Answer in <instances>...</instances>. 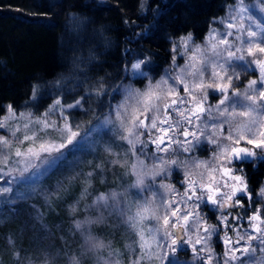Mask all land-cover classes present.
<instances>
[{"label": "snow or ice", "instance_id": "snow-or-ice-1", "mask_svg": "<svg viewBox=\"0 0 264 264\" xmlns=\"http://www.w3.org/2000/svg\"><path fill=\"white\" fill-rule=\"evenodd\" d=\"M140 8L145 9L144 2ZM226 8V15L216 21L222 27L212 28L203 45L193 42L191 32L172 41L170 51L176 55L170 70L159 80L153 82L142 71L150 57L133 63L131 69L146 77L148 83L143 89L118 85L123 99L114 106V97L109 99L108 115L103 120L97 118L94 126L85 129L73 119V110H83L92 93H87V100L81 96L71 103L57 95L39 115L30 110L17 112L7 105L5 115L0 116V185H5L0 186V196L7 199L13 192L11 184L25 173L35 174L36 170L46 175L82 144L94 147V134H106L107 129L122 142L119 147L125 149V156L135 158L123 173L135 179L125 192H99L90 204L78 209L77 205L92 195L89 189L95 171L103 175L105 169L98 163L93 171L83 174L86 178L82 190L70 211L98 213L74 222L85 252L98 253L110 247L92 230V225L107 223V212L109 217H118L136 237L132 249L135 256L129 264H152L154 260L159 264H181L178 254L185 245L190 246L193 260L200 264H248L243 257L255 255L253 242L264 253V207H251L246 174L243 167H236L237 163L264 159V21L251 13L245 0ZM259 10L264 12V0H260ZM177 55L186 57L182 66L176 63ZM242 74L247 77L243 81ZM59 85L57 80L55 86ZM42 87L39 83L33 85L31 101L41 99ZM112 90L105 89L101 79L93 92L101 97ZM209 91L215 94L214 103L209 101ZM206 145L213 146L210 158L195 155ZM103 151L114 157L107 161L109 165L125 167L127 161L120 159L121 154L111 144H105ZM173 168L182 172V191L164 182ZM5 177L10 179L5 181ZM157 177L161 178L159 182ZM63 187L58 184L56 193ZM131 189H136L137 197L145 191L149 195L130 203L126 193ZM259 195L264 198V187ZM202 203L218 213L216 224H210L201 214ZM216 233H222L221 256L210 243ZM15 255L19 257V253ZM71 264H81L80 258L73 256ZM97 264L109 261L98 257ZM110 264H120L115 252Z\"/></svg>", "mask_w": 264, "mask_h": 264}, {"label": "trees", "instance_id": "trees-1", "mask_svg": "<svg viewBox=\"0 0 264 264\" xmlns=\"http://www.w3.org/2000/svg\"><path fill=\"white\" fill-rule=\"evenodd\" d=\"M141 2L145 3L143 11ZM230 3L231 0H0V116L9 104L16 111L41 112L57 95L71 103L81 96L87 100V93H92L83 111L93 112L97 119L109 110L107 102L112 97L111 104L115 100L117 86L128 79L134 59L150 57V63L143 68L159 74L172 60L170 39L191 32L194 40H201ZM101 79L105 89L114 90L97 97L93 89ZM38 83L43 85L41 99L31 101L32 87ZM241 167L253 193L264 180V159L245 162ZM111 188V184L93 182L89 189L92 195L81 201L78 209ZM81 190L72 184L57 196L48 197L46 206L40 194L32 196L34 201L27 196L0 204V264H71V250L77 249L81 241L84 245L80 233L71 227L86 215L98 214L95 210L71 213L70 206L76 203ZM76 254L81 264L90 263L81 249Z\"/></svg>", "mask_w": 264, "mask_h": 264}, {"label": "rangeland", "instance_id": "rangeland-1", "mask_svg": "<svg viewBox=\"0 0 264 264\" xmlns=\"http://www.w3.org/2000/svg\"><path fill=\"white\" fill-rule=\"evenodd\" d=\"M237 2V0H231V3L229 5H234ZM245 4L249 6L251 13L261 21H264V12H261L259 10L260 7V0H245ZM227 13L226 12L220 16L224 17ZM218 17V18H220ZM214 19L213 24L209 27V29L206 31L204 36L201 40H193L195 44L203 45L205 43V37L208 35L209 31L212 28H221L222 26L217 23V19ZM186 34L174 37L170 39V49L172 47V41H178L181 36H184ZM179 48V46H178ZM172 53V52H171ZM173 55H176L175 53H172ZM137 60H140L138 58L134 59L131 63H135ZM171 62L168 64L166 68H164L159 74L154 75L151 73H148L145 71V69L142 67V71L148 73V76L151 77L152 81L155 82L156 80H159L162 76H165V74L170 70ZM176 63L179 65H183L186 63V57L177 55ZM131 65L128 72V79L122 82L121 84H131L136 88L143 89L145 85L148 83V79L144 76L139 75L137 72L131 69ZM174 71V70H173ZM247 77H244L242 74V81L246 79ZM120 84V85H121ZM214 93L209 91V101L215 102L214 100ZM115 100L112 102V105L119 103L120 100L123 99L122 91L118 88L117 91L114 93ZM85 110V109H84ZM44 111V110H43ZM41 111V112H43ZM74 111V110H73ZM88 114L85 113L83 110H78V112H75V115L73 119L76 122H80L85 129H87L90 126H94L98 123V120L95 119L93 116V112H89ZM110 109L107 111L105 115H102L99 117V120H103L105 116L108 115ZM21 112V111H17ZM41 112H33L36 115H39ZM5 115V113L3 114ZM2 115V116H3ZM12 124L15 123H23V121H12ZM106 134H101L99 136L95 135L92 137L96 143L93 146H90L89 144H82V146L76 150H74L71 154H68L66 156V159L62 161L59 165V167L54 170L50 171L48 174L41 176L39 171L33 170V173H25L23 177H18V182H13L11 186L13 187V192L10 194V196L6 199L4 196H0V204L4 203H10L12 200L16 198H25L27 196L31 197V201H34L32 199V196L40 194L42 197V200L46 199L45 197L48 196H57L56 189L58 184H63L64 187L60 190V192L67 190L68 186H71L72 184L83 187V180L86 178L83 174L93 171L94 166L98 163L102 164L105 171L103 175L100 174L99 170L97 169L95 171V175L92 177V184L93 182H96L97 184H111L112 188L110 191H116V192H125V189L133 183L135 177L131 174L124 175L131 165L134 163L135 158L132 157L130 154L125 156V149L122 147H119V144L122 143L115 139L113 133L105 129ZM55 135V134H54ZM105 144H111L113 146V149L115 152H119L120 159L122 161L126 160L127 163L124 168H119L116 166L109 165L107 161L114 159V157L106 154L103 151V146ZM152 147L151 145L149 146ZM213 146L206 145L199 148L195 155L199 156L202 159H208L211 156V149ZM251 147V146H249ZM258 151V150H257ZM161 155H163L161 153ZM187 155V154H184ZM183 158V156H181ZM91 162V163H89ZM91 168V170H90ZM42 171V169L40 170ZM79 173L80 175L77 176L76 174ZM74 176L75 179H72L69 181V177ZM5 181H8L10 178L5 177ZM160 177H157V181H160ZM183 179L182 172L179 169L173 168L172 175L164 180L165 183H170L175 185L177 188L183 190L181 184L179 183L180 180ZM151 183V181H148ZM5 186V185H0ZM264 187V180H261L259 184L257 185L256 189L252 193V199L253 203L251 205L252 208L255 207H264V198H262L259 195L260 189ZM53 193H56V195H52ZM149 193L145 191L141 197H137L136 189H131L126 193V198L130 203L135 202L137 199H142L143 196H148ZM94 197V196H93ZM238 198V197H237ZM46 201H44V205L46 206ZM261 202L260 204H257L256 202ZM245 206L248 205V201L245 199L243 201ZM201 214H203L208 222L210 224H216V216L218 213L215 211V209L210 206L209 204L202 203L201 207L199 209ZM89 213V212H88ZM106 215H108L107 212H105ZM90 215V214H89ZM98 215V214H97ZM111 220H107V223L103 224H95L92 225V230L94 231V234L99 236L102 240L105 241L106 244H109L110 247H107L103 249L102 251L98 253L93 252H85V246L83 245V242L81 241L80 246L77 247L74 251L71 249V257L74 254L77 256V251L81 249L83 256H89V264H97L98 257H102L104 260L109 261L112 258L113 252L116 253V258L120 261V264H129V261H131L135 253L133 252V248H135L134 241L136 239L135 235L128 231L124 225H122L115 215L111 216ZM243 223V221L241 222ZM74 229V227H71ZM72 229H70L72 231ZM222 233H216L212 236V239L210 241L211 247L213 248L214 252L217 254V256H221L224 252V245L221 240ZM216 240V242H215ZM253 246L256 247V253L253 257L249 258L247 256L243 257L245 261L248 262V264H264V253H261L260 246L257 242H253ZM199 247V246H197ZM64 249V246H62ZM9 252H11L12 247H10ZM179 259L181 261V264H184V262H187V264H200L199 261L193 260L192 253L190 250V246L185 245L184 248L181 250V252L178 254ZM15 255H11L13 258ZM69 259H71V257ZM80 258V256H77ZM152 264H159L158 261H153ZM239 264V262H237Z\"/></svg>", "mask_w": 264, "mask_h": 264}, {"label": "flooded vegetation", "instance_id": "flooded-vegetation-1", "mask_svg": "<svg viewBox=\"0 0 264 264\" xmlns=\"http://www.w3.org/2000/svg\"><path fill=\"white\" fill-rule=\"evenodd\" d=\"M241 166H242V165H241L240 163H237V164H236V167H237V168H240ZM238 198H240V197L238 196ZM243 201H245V199H244ZM247 207H248V206H247ZM239 210H240V209H239Z\"/></svg>", "mask_w": 264, "mask_h": 264}]
</instances>
